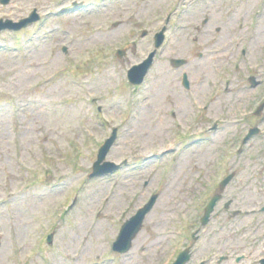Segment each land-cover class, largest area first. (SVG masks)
I'll return each instance as SVG.
<instances>
[{"label":"rangeland","instance_id":"1","mask_svg":"<svg viewBox=\"0 0 264 264\" xmlns=\"http://www.w3.org/2000/svg\"><path fill=\"white\" fill-rule=\"evenodd\" d=\"M208 2L0 0L2 20L40 15L19 33L0 34V264H159L178 232H186L187 245L199 229L224 231L236 222L233 230L240 232L236 226L244 213L233 220V210L263 206L259 145L232 156L227 145L238 139L234 121L262 92L246 78H264V62L261 68L249 63L264 56V9L253 33L251 14L259 0ZM167 20L169 37L151 78L132 87L128 70L155 50L153 33ZM251 34L253 57L236 66ZM120 49L126 53L119 59ZM177 59L187 63L176 68L171 60ZM184 73L190 90L182 86ZM241 89L242 103L232 105ZM114 128L118 137L106 160L127 159L129 165L87 180ZM19 146L23 154H17ZM168 147L174 151L164 153ZM224 173L233 175L226 196L202 226V202ZM244 190L253 196H242ZM156 193L133 249L126 256L113 254L112 242L126 219Z\"/></svg>","mask_w":264,"mask_h":264},{"label":"flooded vegetation","instance_id":"2","mask_svg":"<svg viewBox=\"0 0 264 264\" xmlns=\"http://www.w3.org/2000/svg\"><path fill=\"white\" fill-rule=\"evenodd\" d=\"M213 0H209L208 3L212 4ZM262 55L260 60L255 63H260V68L263 66ZM250 76L255 77L257 85L253 86V88H257L262 91L256 93L252 100H256L253 105L249 109H244V111L240 112L239 119L236 120V126L240 127L238 141L235 143H239L241 149H246L247 146L254 144H258V153L261 155L262 162L259 163L261 165V174L264 173V78L261 79L257 74H251ZM250 82L252 80L249 79ZM246 87V85H245ZM241 93L237 96V100L233 101L232 105L241 104L243 100L244 90H240ZM244 94V95H243ZM252 101L248 103L250 105ZM247 105V106H248ZM256 147V146H255ZM259 155V156H260ZM235 157V156H234ZM227 159V158H226ZM232 159L229 157L228 161ZM227 161V162H228ZM227 162L220 163L228 164ZM229 173H224L221 175L220 180L225 178ZM217 186L218 183H214L212 185V197L217 194L219 191ZM229 187V186H228ZM228 187L224 189L222 192L221 198L226 196V192ZM217 191V192H216ZM250 191L244 190L241 191L242 196H253L249 193ZM211 195L209 197H211ZM219 200L215 206V209L212 213V218L214 216L215 210L220 206ZM263 202L262 200H260ZM226 208L231 210L233 206V200H227L225 202ZM241 207V206H240ZM261 212H264V204L260 209L256 208H235L232 212L233 220L237 219L241 216V213H244V220H240L238 227V231L233 230V226L237 224L236 222H228L225 226V230L223 231L220 228L213 227L212 231H199L194 236H191V241H193L192 245H187V237L180 242V247L175 249V246L168 248L166 256L161 261H166L169 257H172L168 264H172L176 257L186 248H190L192 252V262L193 258L199 256L198 260L194 261V264H264V221ZM216 214V213H215ZM255 215L254 217H249L251 215ZM212 234V236L210 235ZM205 235V237H204ZM219 236V237H216ZM203 262V263H202ZM190 264V263H189Z\"/></svg>","mask_w":264,"mask_h":264},{"label":"water","instance_id":"3","mask_svg":"<svg viewBox=\"0 0 264 264\" xmlns=\"http://www.w3.org/2000/svg\"><path fill=\"white\" fill-rule=\"evenodd\" d=\"M7 1L8 0H5L4 3H7ZM35 19L36 18L33 17L32 19L25 20L22 24L17 25L15 27L21 28V27L27 25L28 23L34 21ZM6 28H12V26L7 25V24H0V31L3 29H6ZM161 42H162V40L159 38V40L157 42V47L160 46ZM181 63H182V61H177L176 65H179ZM146 66H147V64H145L141 67L134 68V72H132L134 83H140L142 81V78L144 77L146 70H147ZM113 140H114V138L109 140L107 145H105L101 149L100 154H99V160L96 163L93 176L104 175V174L112 172L115 169L110 164H104V166L102 168H98V165L100 164V162L103 161V159L105 158ZM229 180L230 179H227L224 182L223 186L226 185L229 182ZM216 199L217 198H214L213 201H211L210 205L207 208L206 216L203 220L204 224H206L208 221L209 215L212 212V209H213V206L215 204ZM152 205H153V201L144 210H142L138 215L133 217L130 221H128L123 226L122 231L120 233V236L114 245V250L122 252V253L127 252L129 250V248L131 246L132 239L135 237V235L140 230L144 216L147 213V211L151 209ZM188 258H189L188 255L183 254L181 256V258L176 262V264H185L187 262Z\"/></svg>","mask_w":264,"mask_h":264},{"label":"bare ground","instance_id":"4","mask_svg":"<svg viewBox=\"0 0 264 264\" xmlns=\"http://www.w3.org/2000/svg\"><path fill=\"white\" fill-rule=\"evenodd\" d=\"M213 57V56H212ZM206 62H204L203 66H205Z\"/></svg>","mask_w":264,"mask_h":264}]
</instances>
